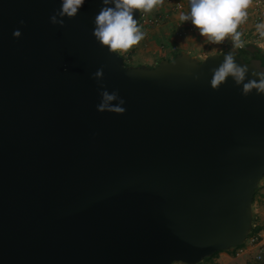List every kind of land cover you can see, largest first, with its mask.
Returning a JSON list of instances; mask_svg holds the SVG:
<instances>
[{"label":"water","instance_id":"water-1","mask_svg":"<svg viewBox=\"0 0 264 264\" xmlns=\"http://www.w3.org/2000/svg\"><path fill=\"white\" fill-rule=\"evenodd\" d=\"M60 4L0 0V264H198L242 244L264 177V93L243 83L262 58L126 65L94 35L103 0L53 23ZM228 54L245 81L213 85Z\"/></svg>","mask_w":264,"mask_h":264},{"label":"clouds","instance_id":"clouds-1","mask_svg":"<svg viewBox=\"0 0 264 264\" xmlns=\"http://www.w3.org/2000/svg\"><path fill=\"white\" fill-rule=\"evenodd\" d=\"M85 0H61L58 13H54L50 19L53 23L65 15H76ZM251 0H188V10L179 13L181 22L190 21L201 34L211 41H222L230 36L235 47H243L242 32L238 30L248 16L247 9ZM102 7L95 16L94 35L112 51H124L137 44L145 35L134 18V9L150 12L161 0H103ZM63 23L62 20L59 21ZM256 31L264 37V23L256 25ZM20 30L16 29L13 35L19 36ZM264 48V43L260 44ZM247 68L237 64L233 56L228 54L223 63L214 71L213 85H218L226 77L231 75L237 83L245 81ZM98 72L95 75H99ZM254 74L260 77L259 81L249 80L243 83V91L247 94L253 88L264 93V72L254 70ZM115 92H103V103L97 107L101 110L109 107V102L116 99ZM123 111L122 108L116 109Z\"/></svg>","mask_w":264,"mask_h":264},{"label":"crops","instance_id":"crops-1","mask_svg":"<svg viewBox=\"0 0 264 264\" xmlns=\"http://www.w3.org/2000/svg\"><path fill=\"white\" fill-rule=\"evenodd\" d=\"M172 15L169 16L170 19L164 20L163 23L153 27H142L138 23L141 30L145 33L144 37L131 48L119 52L124 57L126 56L136 61L132 65L145 63L153 66L163 59L173 58L178 51H185L202 59L210 53L221 52L229 48H220L218 44H213L207 36L199 32L198 28L189 35L179 36L176 33V17ZM258 50L260 49L258 48ZM237 249L238 247H231L230 249L220 250L213 254L209 260L201 261L200 264H250L255 261L254 251L237 254ZM172 264L186 263L175 261Z\"/></svg>","mask_w":264,"mask_h":264},{"label":"built area","instance_id":"built-area-1","mask_svg":"<svg viewBox=\"0 0 264 264\" xmlns=\"http://www.w3.org/2000/svg\"><path fill=\"white\" fill-rule=\"evenodd\" d=\"M167 5L171 8L173 17L175 18L176 33L179 36H186L195 32L197 29L190 21L181 22L179 20V13L181 11L188 10V0H165ZM247 19L238 26V30L242 32L241 39L244 41V46L247 44L256 45L262 52L264 48L260 47L261 43H264V37L260 36L256 31V25L258 23H264V0H251L247 9ZM168 13H159L151 15L141 11L138 23L142 27L156 26L166 19ZM211 41V40H210ZM213 44L223 45L225 47H234V42L230 36H226L222 41H211ZM243 46V47H244ZM240 47V48H243ZM258 225V223H252V226ZM254 251V260L261 261L264 259V224L256 233H249L246 240L237 249V254L249 253ZM187 264V263H186ZM200 264V263H198ZM216 264V263H206Z\"/></svg>","mask_w":264,"mask_h":264},{"label":"rangeland","instance_id":"rangeland-1","mask_svg":"<svg viewBox=\"0 0 264 264\" xmlns=\"http://www.w3.org/2000/svg\"><path fill=\"white\" fill-rule=\"evenodd\" d=\"M166 12L168 13V16L166 17L165 20H168V19H170L169 16L172 15V10L167 5L165 0H161V3H159L156 7H154L150 12H146V13L154 16L156 14L166 13ZM149 27H151V26H149ZM218 47L223 48L225 46L219 45ZM124 60H125L126 65H132V64L136 63V61L131 60L130 58H128L126 56L124 57ZM252 209H253V214H255V217H256L255 223L257 222L258 224H264V177L260 180L259 186L257 188V192L255 194V198L253 200ZM234 247H236V246H234ZM210 257L211 256L205 258L203 261L209 260ZM216 264H219V263H216Z\"/></svg>","mask_w":264,"mask_h":264},{"label":"trees","instance_id":"trees-1","mask_svg":"<svg viewBox=\"0 0 264 264\" xmlns=\"http://www.w3.org/2000/svg\"><path fill=\"white\" fill-rule=\"evenodd\" d=\"M261 52V56L262 57V60H263V63H264V52H262L261 50H259ZM241 56L243 57H246V58H250L254 55H256L257 53L255 51H249L245 46L243 48H241L240 50V53H239ZM257 192V190H256ZM255 192V194H256ZM254 198H255V195H254ZM255 220H256V217H255V214H253V223H255ZM263 224H258V225H254L252 226V229L250 231V233H256L261 227H262ZM242 244H239L238 246L236 247H240ZM218 252V251H217ZM216 253V252H215ZM214 253V254H215ZM212 256V255H211ZM250 264H264V259L261 260V261H254Z\"/></svg>","mask_w":264,"mask_h":264},{"label":"flooded vegetation","instance_id":"flooded-vegetation-1","mask_svg":"<svg viewBox=\"0 0 264 264\" xmlns=\"http://www.w3.org/2000/svg\"><path fill=\"white\" fill-rule=\"evenodd\" d=\"M257 54L256 55H258V56H261V52L258 50V51H255ZM246 58V57H245ZM251 58V57H250ZM247 59H249V58H247Z\"/></svg>","mask_w":264,"mask_h":264}]
</instances>
